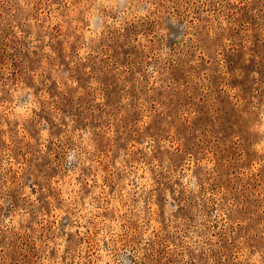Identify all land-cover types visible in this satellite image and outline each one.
I'll list each match as a JSON object with an SVG mask.
<instances>
[{"label": "rangeland", "instance_id": "1", "mask_svg": "<svg viewBox=\"0 0 264 264\" xmlns=\"http://www.w3.org/2000/svg\"><path fill=\"white\" fill-rule=\"evenodd\" d=\"M0 264H264V0H0Z\"/></svg>", "mask_w": 264, "mask_h": 264}, {"label": "clouds", "instance_id": "2", "mask_svg": "<svg viewBox=\"0 0 264 264\" xmlns=\"http://www.w3.org/2000/svg\"><path fill=\"white\" fill-rule=\"evenodd\" d=\"M75 159V153H69L68 156H67V161L69 163H71L73 160ZM188 187L190 189H192V191H196L197 190V186H196V183H195V180H193L189 185Z\"/></svg>", "mask_w": 264, "mask_h": 264}]
</instances>
